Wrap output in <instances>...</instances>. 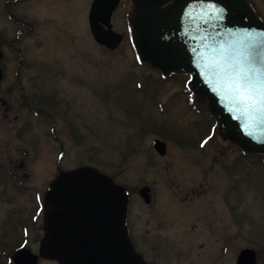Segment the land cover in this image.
Segmentation results:
<instances>
[{
    "label": "rangeland",
    "instance_id": "obj_1",
    "mask_svg": "<svg viewBox=\"0 0 264 264\" xmlns=\"http://www.w3.org/2000/svg\"><path fill=\"white\" fill-rule=\"evenodd\" d=\"M248 1L264 20V0ZM89 3L32 0L18 6L39 23L41 36L30 56L34 63L44 60L45 93L63 95L70 103L63 102L66 109L58 119L68 150L77 154L71 161L91 164L131 189V239L156 264H233L242 247L264 253V160L242 156L219 135L203 148L201 140L214 134L215 122L185 97L187 76L161 79L158 71L137 64L128 38L126 0L113 16L122 42L114 50L97 44L86 19ZM43 122L30 119L28 138L39 148L50 147L43 134L36 135ZM69 125L76 127L75 144L69 140ZM153 137L166 142L165 155L154 151ZM28 165L31 188L43 187L54 174L47 156H31ZM153 182L158 195L154 208L137 194L138 186ZM16 188L14 179L0 174V218L16 207L31 213V201L24 207L22 201L9 203ZM235 230L239 235L231 243ZM153 247H160L155 256L147 254Z\"/></svg>",
    "mask_w": 264,
    "mask_h": 264
},
{
    "label": "water",
    "instance_id": "obj_2",
    "mask_svg": "<svg viewBox=\"0 0 264 264\" xmlns=\"http://www.w3.org/2000/svg\"><path fill=\"white\" fill-rule=\"evenodd\" d=\"M119 0H93L88 13L94 40L114 49L121 34L111 15ZM131 41L140 61L163 74L187 73L195 98L215 115L219 135L249 153L264 154V122L241 112L234 101L229 63L264 67V22L246 0H132ZM164 154L165 143L154 139ZM147 187L140 190L145 196ZM124 187L93 166L60 171L44 195V229L39 255L58 264H148L128 236ZM22 249L15 264H35ZM237 264H256L244 249Z\"/></svg>",
    "mask_w": 264,
    "mask_h": 264
},
{
    "label": "flooded vegetation",
    "instance_id": "obj_3",
    "mask_svg": "<svg viewBox=\"0 0 264 264\" xmlns=\"http://www.w3.org/2000/svg\"><path fill=\"white\" fill-rule=\"evenodd\" d=\"M30 1L32 0H4L1 1L0 4L2 7V9L0 8V146H5L0 153V174L2 177L14 179L16 182L17 191L15 192L13 189L10 191L9 203L19 204L22 201V207H24V203L26 204L30 201L32 204V211L29 215L22 213L20 211L21 209L16 207L15 210L17 211L12 210L10 213L0 218V264H15L13 262V257L22 249H27L29 253L37 257L35 264H40V262L46 260L39 255V245L44 235V193L50 181L55 178L60 171L70 170L81 165H91L84 162L74 163L71 161L75 158L77 159V154L75 149H71L72 153L70 152L71 150H68L67 139L62 135L58 119L60 113H64L66 109L63 102L69 104V107L70 103L63 95L56 96L45 93L44 60L42 59V61L39 60L37 63H34L30 56L31 46H38V43L35 42V38L41 36L39 27L38 25L36 26V24L39 23L35 18L31 19L29 11L18 9V6L29 3ZM91 2L92 0H90L87 10V22ZM126 3L129 5V0H126ZM119 6L117 8H119ZM117 8L113 14H115ZM40 22L44 24V20H40ZM44 39L43 37V40ZM41 54H43V52H41ZM184 95L185 97L189 96V98L191 97L193 99L192 104L197 106L198 112L201 111V114L205 117L208 116L204 105L201 103L199 104L193 95L190 93H185ZM59 111L61 112L59 113ZM31 117L46 120V122L41 124L42 127L39 129L40 133L37 132L36 135L43 134V136L46 137V144L50 147L46 145L44 147L48 149V152L44 151V147L39 148L37 145L33 146L31 143L32 140H30L31 138H28ZM69 131L71 132V134H69V140L75 144L76 127L74 125H69ZM215 135H217V133L214 131L213 136L210 137L208 141L201 140L203 148L206 146L207 142H210L215 137ZM17 138L23 142L16 141ZM34 138L35 137L32 139ZM36 138L38 137L36 136ZM154 138L155 137L151 139V142ZM220 139L222 142H225L226 147H234L237 152H240V154L246 158L253 157L257 160H264V155L246 153L237 145L221 137ZM5 140L7 141L5 142ZM216 146H218L217 143L215 144V147ZM154 151L156 152V150ZM217 151L220 154L223 152L222 148L217 149ZM218 155L219 154H216L215 156L219 157ZM31 156H34V159L35 156H47L50 159L52 158V169L54 174L43 187L38 184L33 185V188H31L29 185L30 173L28 161ZM33 182L35 181L33 180ZM146 186L148 187L147 194H149V201L147 203H145L143 198L139 195V189ZM192 193H194V191H192ZM137 194L141 201L151 207H153L156 202L158 203L157 187L154 182L138 186ZM21 195H23L22 198L20 197ZM14 212L18 213L17 217L13 216ZM232 235L233 237L230 239L231 243H233L235 238L239 235L238 230H235ZM141 248L142 247H140V249ZM244 249L253 248H240L234 255L233 264H237L238 256ZM136 250L149 264H156V262L147 258L137 248ZM141 250L146 251L143 248ZM159 250L160 247H153L147 254L155 256ZM253 250L255 252L256 264H259V262L264 264V253H261V250ZM149 256L153 257L151 255ZM259 256L261 257L259 258Z\"/></svg>",
    "mask_w": 264,
    "mask_h": 264
},
{
    "label": "snow or ice",
    "instance_id": "obj_4",
    "mask_svg": "<svg viewBox=\"0 0 264 264\" xmlns=\"http://www.w3.org/2000/svg\"><path fill=\"white\" fill-rule=\"evenodd\" d=\"M224 71L229 73L234 101L241 106V112L255 113L264 122V67L233 62Z\"/></svg>",
    "mask_w": 264,
    "mask_h": 264
},
{
    "label": "trees",
    "instance_id": "obj_5",
    "mask_svg": "<svg viewBox=\"0 0 264 264\" xmlns=\"http://www.w3.org/2000/svg\"><path fill=\"white\" fill-rule=\"evenodd\" d=\"M164 79L168 78V76L163 77Z\"/></svg>",
    "mask_w": 264,
    "mask_h": 264
}]
</instances>
